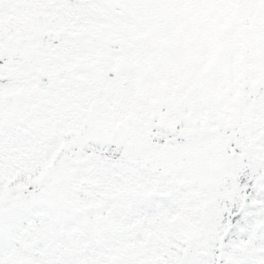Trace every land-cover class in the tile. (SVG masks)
Returning <instances> with one entry per match:
<instances>
[{
  "label": "snow or ice",
  "instance_id": "1",
  "mask_svg": "<svg viewBox=\"0 0 264 264\" xmlns=\"http://www.w3.org/2000/svg\"><path fill=\"white\" fill-rule=\"evenodd\" d=\"M0 264H264V0H0Z\"/></svg>",
  "mask_w": 264,
  "mask_h": 264
}]
</instances>
